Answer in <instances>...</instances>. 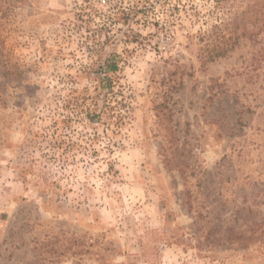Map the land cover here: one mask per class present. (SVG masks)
I'll use <instances>...</instances> for the list:
<instances>
[{"label":"rangeland","instance_id":"obj_1","mask_svg":"<svg viewBox=\"0 0 264 264\" xmlns=\"http://www.w3.org/2000/svg\"><path fill=\"white\" fill-rule=\"evenodd\" d=\"M249 3L0 0V264H264V9L200 40Z\"/></svg>","mask_w":264,"mask_h":264},{"label":"trees","instance_id":"obj_2","mask_svg":"<svg viewBox=\"0 0 264 264\" xmlns=\"http://www.w3.org/2000/svg\"><path fill=\"white\" fill-rule=\"evenodd\" d=\"M251 0V3L247 5V9L242 11L239 15L236 16H227L222 19V21L219 24H215L212 26L210 30L207 32H204L200 34L201 41L205 42V48H204V54L203 59L205 61H213L219 57H224L239 43V39L242 35H244L246 32L239 33L238 32V26L236 25L237 22L241 21L243 18H245L248 13H261L262 9H264V6L260 5L259 0ZM217 5L220 7H226V5L230 2V0H216ZM260 8H262L260 10ZM234 15V14H233ZM257 17V14H256ZM240 23V22H239ZM261 24V29L264 30V18H261L258 20V22H255ZM233 27V28H231ZM251 34V33H250ZM259 32H257V35ZM109 70L111 72H116L118 70L117 64H112L108 66ZM106 78L101 80L100 87H108L109 89H113V81L107 80ZM105 81V82H104ZM97 107L98 103H97ZM102 114L99 112L94 117H97L99 120L101 119ZM250 235L246 234L245 241L247 244H249V241H255L259 244H264V218L262 221L259 220H252V223L250 225L249 231ZM244 243V242H241ZM246 244V245H247Z\"/></svg>","mask_w":264,"mask_h":264}]
</instances>
